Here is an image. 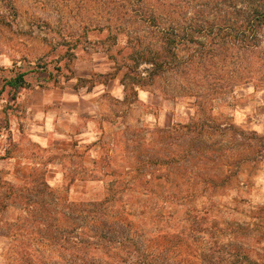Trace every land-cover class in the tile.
Instances as JSON below:
<instances>
[{
  "label": "rangeland",
  "instance_id": "obj_1",
  "mask_svg": "<svg viewBox=\"0 0 264 264\" xmlns=\"http://www.w3.org/2000/svg\"><path fill=\"white\" fill-rule=\"evenodd\" d=\"M215 4L0 0V264H264V59L162 39L218 21ZM91 56L124 95L83 139L15 137L6 81L59 87Z\"/></svg>",
  "mask_w": 264,
  "mask_h": 264
},
{
  "label": "crops",
  "instance_id": "obj_2",
  "mask_svg": "<svg viewBox=\"0 0 264 264\" xmlns=\"http://www.w3.org/2000/svg\"><path fill=\"white\" fill-rule=\"evenodd\" d=\"M93 57L78 60L73 75L62 86L23 89L14 100L19 115L13 119L15 137H28L44 147L59 142L68 147L73 140L83 139L99 116L100 99L110 89L124 95L117 82L112 86L113 81H95L98 73L104 75V66Z\"/></svg>",
  "mask_w": 264,
  "mask_h": 264
},
{
  "label": "trees",
  "instance_id": "obj_3",
  "mask_svg": "<svg viewBox=\"0 0 264 264\" xmlns=\"http://www.w3.org/2000/svg\"><path fill=\"white\" fill-rule=\"evenodd\" d=\"M228 1L216 0L214 8H211L217 12L218 21L202 22V26L195 25L189 32L183 34H178L175 30L164 33L162 39H165L168 47L166 54H177L180 47L187 48L190 43H199V40L207 39L211 43L209 54L226 53L234 47L238 54H261V58L264 59V0H237L238 5L229 4ZM140 54L162 53L145 49ZM137 60L152 65L153 76L159 74L166 63L158 55L151 58L143 55ZM26 76L25 73H18L4 84L3 88H10L14 100L28 87ZM257 80H253L257 88H264V75L261 74V78ZM145 81L141 79L139 84Z\"/></svg>",
  "mask_w": 264,
  "mask_h": 264
}]
</instances>
